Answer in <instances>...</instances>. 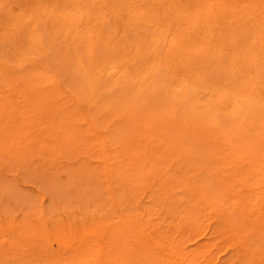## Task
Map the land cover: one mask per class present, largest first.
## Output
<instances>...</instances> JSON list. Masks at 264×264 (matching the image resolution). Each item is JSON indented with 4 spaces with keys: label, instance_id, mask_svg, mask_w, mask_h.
<instances>
[{
    "label": "rangeland",
    "instance_id": "374dc122",
    "mask_svg": "<svg viewBox=\"0 0 264 264\" xmlns=\"http://www.w3.org/2000/svg\"><path fill=\"white\" fill-rule=\"evenodd\" d=\"M0 264H264V0H0Z\"/></svg>",
    "mask_w": 264,
    "mask_h": 264
},
{
    "label": "bare ground",
    "instance_id": "6f19581e",
    "mask_svg": "<svg viewBox=\"0 0 264 264\" xmlns=\"http://www.w3.org/2000/svg\"><path fill=\"white\" fill-rule=\"evenodd\" d=\"M33 23H34V22H33ZM111 25H112V24H111ZM24 26H25V25H24ZM108 28H109V27H108ZM176 28H177V27H176ZM115 32H116V31H115ZM59 44H60V43H59ZM164 44H165V43H164ZM162 49H163V48H162ZM150 54H151V53H150ZM57 59H58V58H57ZM101 69H102V68H101ZM101 69H100V70H101ZM101 71H102V70H101ZM151 71H152V70H151ZM70 75H71V74H70ZM91 77H92V76H91ZM91 77H90V78H91ZM123 80H125V79H123ZM78 81H79V80H78ZM121 82H122V81H121ZM77 84H78V82H77ZM168 87H169V86H168ZM171 89H173V88H171ZM171 89H170V90H171ZM119 90H120V89H119ZM178 90H179V88H178ZM167 91H168V90H167ZM123 93H124V92H123ZM211 93H212V92H211ZM128 94H129V93H128ZM46 95H47V94H46ZM125 95H126V94H125ZM220 95H221V94H220ZM177 96H178V95H177ZM168 97H169V95H168ZM172 98H174V97L172 96ZM177 98H178V97H177ZM212 98H213V96H212ZM45 100H46V98H45ZM52 100H54V99H52ZM43 101H44V100H43ZM47 102H48V101H47ZM49 102H50V101H49ZM52 102H53V101H52ZM214 102H215V101H214ZM133 103H134V102H133ZM215 103H216V102H215ZM258 103H259V101H258ZM217 104H218V103H217ZM212 105H213V104H212ZM212 105H211V106H212ZM208 106H209V105H208ZM211 106H210V107H211ZM49 107H50V105H49ZM54 107H55V105H54ZM54 107H53V105L51 106V108H54ZM206 107H207V106H206ZM208 108H209V107H208ZM209 109H210V108H209ZM40 112H41V111H40ZM223 112H225V111H223ZM14 113H15V112H14ZM216 114H218V113H216ZM227 116H228V115H227ZM207 118H208V117H207ZM233 119H234V118H233ZM235 120H236V119H235ZM84 122H85V121H84ZM92 122H93V121H92ZM98 122H99V121H98ZM98 122H97V123H98ZM212 127H214V126H212ZM223 134H224V133H223ZM114 155H116V154H114ZM116 156H117V155H116ZM109 177H110V176H109ZM99 254H100V253H99ZM95 255H96V254H95ZM98 259H99V258H98ZM175 259H176V258H175ZM100 263H101V262H100Z\"/></svg>",
    "mask_w": 264,
    "mask_h": 264
}]
</instances>
